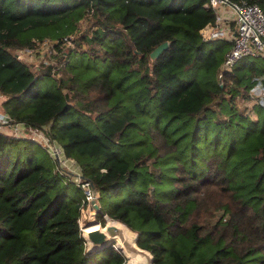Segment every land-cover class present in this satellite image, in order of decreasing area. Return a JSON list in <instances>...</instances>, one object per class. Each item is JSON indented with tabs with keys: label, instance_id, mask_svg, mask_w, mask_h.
<instances>
[{
	"label": "trees",
	"instance_id": "obj_1",
	"mask_svg": "<svg viewBox=\"0 0 264 264\" xmlns=\"http://www.w3.org/2000/svg\"><path fill=\"white\" fill-rule=\"evenodd\" d=\"M207 1L0 0V108L78 166L152 264H264V107L247 103L264 61L221 73L231 45L202 39ZM44 40L39 71L15 57ZM72 176L0 131V264L124 263L85 249Z\"/></svg>",
	"mask_w": 264,
	"mask_h": 264
},
{
	"label": "built area",
	"instance_id": "obj_2",
	"mask_svg": "<svg viewBox=\"0 0 264 264\" xmlns=\"http://www.w3.org/2000/svg\"><path fill=\"white\" fill-rule=\"evenodd\" d=\"M204 6L213 10L215 20L213 23L208 24L200 30L202 39L206 41L226 40L231 44L230 49L225 54L224 60L220 66L221 73L230 71L234 65L243 58L261 59L264 61V12L258 4L248 3L244 0H208ZM227 11H229V14L232 16L231 20L235 24L234 30H231L229 26L231 20H229L230 17L226 14ZM55 44L56 42L51 40H44L42 42L36 41L35 47L14 50L13 53L17 59L26 63L49 64V58L56 52ZM66 44L71 45L70 40H66ZM33 57H35V59ZM263 79L264 78H258L249 90L248 94L253 102L264 107ZM2 98L3 96L0 94V99ZM4 129L9 130V135L23 138H31V132L34 131L43 133L40 130L26 126L24 123L12 120L6 112L0 110V131L3 132ZM26 135L28 136L26 137ZM37 142L47 144L49 141L47 139L46 141L43 139L42 142L40 140ZM78 183H80L83 188L85 195V199L83 201L84 206L81 209L80 217L78 219V226L86 249L89 243H91L92 246L96 245H94L88 237V233L92 230L86 231L87 227L82 224L80 218L82 216V212L84 211V207L92 205V207L96 209L95 205L98 206L97 202H99L101 198L100 194L96 192L90 182L86 180L81 181V179H79ZM98 208L100 209L99 206ZM102 214L105 219L104 224L100 221L98 224L101 226L102 223L103 226L108 228L106 220L107 218H111L105 213ZM100 229L97 230L101 231ZM111 229L112 231H116L115 227L110 228V230ZM136 237L137 235H135L134 239H127V241L125 239L124 241H126V245L118 243L115 240L111 241L109 244L113 249L123 255V264H143V258L139 260L138 257H136V254L132 253V247H134L137 251V255L139 257H141V255H147L149 257L150 264H152L151 255L136 245ZM133 243L134 245H132Z\"/></svg>",
	"mask_w": 264,
	"mask_h": 264
},
{
	"label": "rangeland",
	"instance_id": "obj_3",
	"mask_svg": "<svg viewBox=\"0 0 264 264\" xmlns=\"http://www.w3.org/2000/svg\"><path fill=\"white\" fill-rule=\"evenodd\" d=\"M34 59H35V57H33ZM33 61V60H32ZM32 65H33V70L34 71H39L40 69H41V66H40V64H37V63H31ZM1 101H2V99H0V105H1ZM249 105L251 104V103H253V101L252 100H250V101H248L247 102ZM0 110H2L1 108H0ZM4 133H6V134H9L10 132H9V130L8 129H4V131H3ZM28 135H26V137H27ZM31 138L34 140V141H43V139L46 141V136H45V134L44 133H41V132H39V131H34V132H31ZM43 144H45L46 146H47V148H48V150H49V152H50V154H52V156H56V155H58V160H59V165L61 166V167H63V168H66V170L67 171H69V173H71V174H73V176H72V179L74 180V181H76V182H78L79 181V179H80V172H79V168H78V166L73 162V161H71V160H66L64 157H63V155H62V153H61V150H60V148L59 147H57V146H55V145H53V144H51V143H43ZM56 149V150H55ZM107 203V201L106 200H103V199H100L99 200V202H97V204H98V206L100 207V209L99 208H97V209H94L93 207H92V205H88V206H86V207H84V211L82 212V215H83V213L84 212H87V211H89V210H92V211H96L95 212V216H94V218L93 219H91L90 221H100V222H102L103 224H104V217H103V214L101 213V207H103V205L104 204H106ZM99 215H100V217H99ZM80 221H82V216H81V218H80ZM113 221H116V220H113ZM116 222H118V221H116ZM102 223H101V226H99V227H101V228H106L105 226H103L102 225ZM120 223V222H119ZM107 224V223H106ZM121 224V230L119 231V230H117V228H116V231H112V229L109 231V230H107L111 235H113V236H116V237H118V238H120V240H119V243L121 242V243H123V244H125L126 245V241H127V239H134L135 238V235H137V231H135V230H133V229H131V228H129V227H127V226H125L124 224H122V223H120ZM99 225V224H98ZM109 229V228H108ZM134 232H133V231ZM135 233V234H134ZM126 239V241H124ZM116 242H117V240H115ZM114 241V242H115ZM124 241V242H123ZM131 242V241H130ZM129 243V242H128ZM96 245V244H95ZM129 245V244H128ZM105 246H111L110 244H106ZM103 246H101V245H96V246H89L88 245V247L86 248V250L87 251H93L94 249H97V248H102ZM112 247V246H111ZM126 247V246H125ZM133 248V254H136V257H138V259L140 260V259H142L143 258V264H150V262H149V257L147 256V255H141V257H139L138 255H137V251L134 249V247H132ZM135 256V255H134Z\"/></svg>",
	"mask_w": 264,
	"mask_h": 264
},
{
	"label": "bare ground",
	"instance_id": "obj_4",
	"mask_svg": "<svg viewBox=\"0 0 264 264\" xmlns=\"http://www.w3.org/2000/svg\"><path fill=\"white\" fill-rule=\"evenodd\" d=\"M107 227L109 228H101L100 229V227H99V225H98V223L99 222H97V221H89L87 224H86V227H87V229H86V231H89V230H96V229H100L101 231H103L104 233H105V238H104V240H103V242L101 243V244H99V245H101V246H103V245H106V244H109L111 241H113V240H117V242L119 243V240H120V238H118V237H116V236H113V235H111L107 230H109L110 231V228H117V230H121L122 228H121V224L120 223H118V222H116V221H113V220H111V219H108L107 218ZM135 234V233H134ZM121 243V242H120ZM89 245L90 246H92L91 245V243H89ZM132 245H134V243L132 244Z\"/></svg>",
	"mask_w": 264,
	"mask_h": 264
},
{
	"label": "water",
	"instance_id": "obj_5",
	"mask_svg": "<svg viewBox=\"0 0 264 264\" xmlns=\"http://www.w3.org/2000/svg\"><path fill=\"white\" fill-rule=\"evenodd\" d=\"M169 43L168 42H163L160 45H158L156 48H154V50L150 53V57L152 59H156L157 57H159V55L165 50L167 49ZM55 158L58 160V155L55 156ZM59 161V160H58ZM91 186L93 187V185L91 184ZM94 188V187H93ZM95 208L97 209L98 206L95 205ZM88 237L90 239V241L95 245L101 244L105 238V233L99 231V230H92L88 233Z\"/></svg>",
	"mask_w": 264,
	"mask_h": 264
},
{
	"label": "crops",
	"instance_id": "obj_6",
	"mask_svg": "<svg viewBox=\"0 0 264 264\" xmlns=\"http://www.w3.org/2000/svg\"><path fill=\"white\" fill-rule=\"evenodd\" d=\"M226 14L230 17L229 20H231V19H232V16L229 14V11H227ZM206 26H207V25H206ZM229 26H230L231 30H234V28H235V24H234V22H233L232 20L230 21ZM223 41H226V40H223ZM226 42H229V41H226ZM229 44H230V42H229ZM230 45H231V44H230ZM263 84H264V81H263Z\"/></svg>",
	"mask_w": 264,
	"mask_h": 264
}]
</instances>
